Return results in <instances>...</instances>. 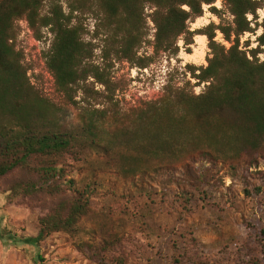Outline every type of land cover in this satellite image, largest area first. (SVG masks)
<instances>
[{"label": "trees", "instance_id": "obj_1", "mask_svg": "<svg viewBox=\"0 0 264 264\" xmlns=\"http://www.w3.org/2000/svg\"><path fill=\"white\" fill-rule=\"evenodd\" d=\"M216 1L68 0L67 14L58 1H51L43 15L44 0H0V179L17 170L36 177L16 183L4 193L65 196L39 220L35 241L72 231L86 213L89 188L79 190L75 181L65 176L76 135L61 126L56 104L30 84L21 55L10 43L17 35L15 23L26 20L37 39L49 28L53 40L45 57L46 69L55 90L71 101L78 90H87L89 79L109 89V78L91 62V45L82 41L81 23L72 24L75 13L101 15L98 28L105 37V60L113 57L135 64L146 36V18L154 26L155 54L176 56L179 41L189 51L196 36H205L210 50L207 65L187 67L194 85L190 81L182 87L167 84L159 100L137 111L129 125L120 130L108 132L93 114L82 129L91 145L117 156L125 175L186 169L197 161L218 170L226 165L235 171L239 164L257 165L264 155V22L259 26L248 21V16L256 21L264 0H222L232 23L191 31L189 25L203 16V6ZM147 7L152 12L146 17ZM209 9L218 16L215 8ZM259 27L262 33L256 38V48L249 49L248 42L241 48V38L254 34ZM216 31L223 35L228 48L214 41ZM149 64L140 60L137 67L144 70ZM201 85L203 90L195 95L193 89ZM38 158L45 160L34 162ZM207 171L200 168L202 174ZM211 185H205L204 197L209 196ZM257 238L264 247V227L258 230ZM90 260L97 263V255L92 254ZM118 264L125 263L119 259Z\"/></svg>", "mask_w": 264, "mask_h": 264}, {"label": "rangeland", "instance_id": "obj_2", "mask_svg": "<svg viewBox=\"0 0 264 264\" xmlns=\"http://www.w3.org/2000/svg\"><path fill=\"white\" fill-rule=\"evenodd\" d=\"M51 1H58L63 12L68 13V0H44L43 15ZM211 7L219 12L218 16L211 13ZM151 12L147 7L145 16ZM203 12L201 18L189 25L191 31L203 30L210 24L232 23L233 18L222 0L203 6ZM256 15V21L252 16H248V21L260 26L264 22V5ZM74 16L72 24L81 23L82 41L93 49L92 64L109 78L108 90L89 79L85 94L78 90L71 101L55 90L45 72L47 49L39 56L36 48L26 42L28 61L16 50L18 21L13 46L21 55L22 66L36 72L31 74L34 88L56 104L61 126L76 135L73 156L65 164V176L73 179L79 190L89 188L88 207L72 231L55 233L37 242L39 220L65 196L49 192L34 197L4 193L16 183L36 179L22 171H13L0 179V195L6 196L10 213L5 228L0 225V264H118L119 259L125 264H175L176 261L178 264H264V247L257 238L258 230L264 227V155L258 158L257 165L239 164L235 171L226 165H220L218 170L207 162L197 161L186 169L175 167L125 175L117 156L91 145L83 133V123L90 114L108 132H114L127 127L137 111L159 100L167 84L182 87L190 81L194 85L196 82L188 75L187 67L198 69L207 65L210 53L207 38L196 36L189 51L179 41L176 56L155 54L152 49L155 30L146 18V36L135 64L113 57L105 60V37L98 28L101 15L75 13ZM261 33L259 27L254 34L243 36L241 48L246 42L249 49L256 48V38ZM43 37L41 32L40 39ZM214 41L226 48L230 46L219 31ZM259 59L263 60V56ZM140 60L150 63L149 67L139 69ZM203 88V85L195 87L194 94L199 95ZM43 160L38 158L34 162ZM200 168L208 171L202 174ZM207 183L212 185L209 196L204 197ZM94 253L97 263L90 260Z\"/></svg>", "mask_w": 264, "mask_h": 264}, {"label": "built area", "instance_id": "obj_3", "mask_svg": "<svg viewBox=\"0 0 264 264\" xmlns=\"http://www.w3.org/2000/svg\"><path fill=\"white\" fill-rule=\"evenodd\" d=\"M18 26H19V34L16 40V50L22 52L25 60L28 61V51L25 50L24 45L26 42H28V44L33 45L36 50H37V54L40 56L42 51H45V49L49 50L50 46H51V40H52V36L50 34L49 28H45L42 30V34H43V38L42 39H37L34 36V33L32 32V30L30 29L28 23L26 20L21 19L18 21ZM47 37V38H45ZM11 44H14L15 42L11 41ZM19 46V47H18ZM45 61V60H44ZM45 67V72L46 74H48L51 79L52 82L54 84V80L53 77L51 76V74L48 72V70L46 69V65H44ZM32 73H36L35 71H32L31 68L27 69V77L29 79L30 84L34 87L35 86V80L33 78H31V74Z\"/></svg>", "mask_w": 264, "mask_h": 264}, {"label": "crops", "instance_id": "obj_4", "mask_svg": "<svg viewBox=\"0 0 264 264\" xmlns=\"http://www.w3.org/2000/svg\"><path fill=\"white\" fill-rule=\"evenodd\" d=\"M9 211L6 203V196L0 195V225L5 228L8 220H9Z\"/></svg>", "mask_w": 264, "mask_h": 264}, {"label": "bare ground", "instance_id": "obj_5", "mask_svg": "<svg viewBox=\"0 0 264 264\" xmlns=\"http://www.w3.org/2000/svg\"><path fill=\"white\" fill-rule=\"evenodd\" d=\"M197 38H205V37H197Z\"/></svg>", "mask_w": 264, "mask_h": 264}, {"label": "clouds", "instance_id": "obj_6", "mask_svg": "<svg viewBox=\"0 0 264 264\" xmlns=\"http://www.w3.org/2000/svg\"><path fill=\"white\" fill-rule=\"evenodd\" d=\"M197 92H199V89H197Z\"/></svg>", "mask_w": 264, "mask_h": 264}]
</instances>
